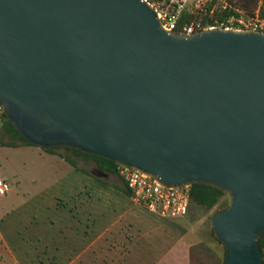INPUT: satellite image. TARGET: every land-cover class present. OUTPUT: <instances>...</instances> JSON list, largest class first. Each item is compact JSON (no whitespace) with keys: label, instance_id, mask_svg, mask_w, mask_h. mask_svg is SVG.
Instances as JSON below:
<instances>
[{"label":"water","instance_id":"95a60500","mask_svg":"<svg viewBox=\"0 0 264 264\" xmlns=\"http://www.w3.org/2000/svg\"><path fill=\"white\" fill-rule=\"evenodd\" d=\"M0 108L33 146L222 192L224 264H264V32H168L144 0H0Z\"/></svg>","mask_w":264,"mask_h":264},{"label":"rangeland","instance_id":"374dc122","mask_svg":"<svg viewBox=\"0 0 264 264\" xmlns=\"http://www.w3.org/2000/svg\"><path fill=\"white\" fill-rule=\"evenodd\" d=\"M171 1L176 7L182 4L198 8V0H169V5L161 6L169 8ZM222 1L232 3L237 13L244 14L238 0ZM170 10H173V7H170ZM8 143H12L11 140L0 132V175L7 178L4 180L10 187L9 192L0 194V237L2 234L9 240L13 256L19 264H68L70 260L71 264H102L98 257H89L91 252L77 259H74V255L82 250L86 242V232L93 236V232L103 225L110 224L125 208L124 199L126 202L128 200L122 187L113 183L95 182L91 178L92 174L99 173L95 163L76 157L64 149H55L53 152L65 155L66 159L47 155L49 152L44 148L26 146L18 142L15 146H8ZM66 162L74 163L75 168L73 164H64ZM77 165L85 171L87 195L81 198L83 200H59L56 209L60 216L57 219L54 210L37 204L38 196H53L58 190L70 188V183L59 181L66 177L78 178L83 175L80 169L76 168ZM225 202L226 198L222 197L219 204L211 210L191 205L183 218L163 220L166 223L165 228L158 229L157 241L164 236L166 241L172 242L176 236L183 238L184 234L186 237L182 240V246H188V264H223L225 249L211 234L210 220ZM66 208L68 209L65 210ZM40 211L47 215V221L36 215ZM61 227L62 232L59 231ZM38 231L43 232V238L37 235ZM73 231L75 235H81V240L68 237ZM93 250H98V247ZM64 253H67L66 257H63ZM0 256L4 258L3 264H12V260L2 248ZM171 264L184 262L180 260Z\"/></svg>","mask_w":264,"mask_h":264},{"label":"crops","instance_id":"0c3cea01","mask_svg":"<svg viewBox=\"0 0 264 264\" xmlns=\"http://www.w3.org/2000/svg\"><path fill=\"white\" fill-rule=\"evenodd\" d=\"M47 155L66 159L65 155L59 153L50 152ZM64 164H73L75 168L74 163L66 162ZM76 168L80 169L82 167L77 165ZM97 170L99 173L92 174V180L97 183L105 182L117 184L125 190L124 182L118 175H109L98 168ZM79 171H81L83 175L78 178L66 177L59 181L65 180L63 183H70L72 185L70 188H66L64 191L58 190L53 196H47L46 194L39 195L37 204L39 206H46L48 210H54L56 212L55 216L59 219L60 214L58 213V209H56L59 200L62 198L83 200L81 198L87 195L85 188V171L81 169ZM0 177L3 180L5 178V176L2 177L1 175ZM126 196L128 201L126 202L124 199L125 208L116 216L115 220L111 221L110 224L103 225L98 231L93 232V236L86 232V242L84 241L85 244H83L82 250L76 256L73 254L74 259L80 258L84 254L91 252L89 257H98L102 264H171L172 262L177 263V261L180 260H182L184 264H188V246L186 244L182 246V240H184L186 235L183 234V238L181 236H176L172 242L166 241V237L164 238V236L160 241H157L158 229L160 227L165 228L166 223L163 220L171 219L163 218L146 211L141 206L133 203L128 195ZM67 209L68 208L65 210ZM38 213L39 214L36 215L41 217L43 221L49 219L42 211ZM71 216H73L72 213ZM68 217H70V215H68ZM59 231L62 232V227ZM37 235L43 238L44 234L42 231H38ZM68 237L77 238L76 240H81L82 238L79 234L75 235V231ZM95 247H98V250H93ZM1 248L12 260V264H19L18 260L13 256V250L9 240L2 234L0 237V249ZM66 254L67 253H64L63 257H66ZM3 262L4 258L0 256V264H3ZM71 263L72 260L68 262V264Z\"/></svg>","mask_w":264,"mask_h":264},{"label":"built area","instance_id":"2783aa9c","mask_svg":"<svg viewBox=\"0 0 264 264\" xmlns=\"http://www.w3.org/2000/svg\"><path fill=\"white\" fill-rule=\"evenodd\" d=\"M156 11L158 20L163 29L173 32L176 27L178 14L182 4L177 5L176 9L170 10L163 8L160 3L152 0H144ZM210 0H198V9L203 10ZM223 7L227 6L222 0ZM172 4V1L170 2ZM239 13V12H238ZM235 29V30H254L264 32V18L258 13L252 17L244 16L240 13L239 17L230 16L225 22L215 21L214 25L205 29ZM201 29L200 23H191L184 27L182 34L191 35L196 30ZM175 32V31H174ZM2 110L0 108V121ZM118 176L123 180L127 190L130 192V199L133 203L145 208L147 211L167 219L184 217L189 209L190 200L188 187H167L162 185L155 178L140 172L131 167L118 166ZM10 190L8 183L0 177V194H6Z\"/></svg>","mask_w":264,"mask_h":264},{"label":"trees","instance_id":"16d2710c","mask_svg":"<svg viewBox=\"0 0 264 264\" xmlns=\"http://www.w3.org/2000/svg\"><path fill=\"white\" fill-rule=\"evenodd\" d=\"M152 1L162 2L161 5H165V6L169 5V0H152ZM238 2L240 3L242 10L244 11V16L252 17L255 13H258V15L261 18H264V0H238ZM170 7H173V9H176V5L174 4H171L169 6V9ZM239 15L240 14L237 13L232 3L230 4L227 3V6L223 7L222 2L217 1V0L208 1L206 4V7L203 10H200L198 8L194 9L193 7L190 8L187 5L186 6L183 5L178 14L177 21H176V27L174 31L182 34L184 27L190 25L191 23H198V22L200 23L201 29H198L196 31H201L203 30V28H208V27L213 26L215 21H218L219 23L225 22V20L229 18L230 16L239 17ZM0 131L4 135L8 136V138L11 140L12 143H8L7 144L8 146H15L17 142L23 145H26V146H33L29 144L10 125V123L6 120L5 114L3 112L1 114ZM55 149H64L66 151L71 152L76 157L82 158L84 160H92L99 170L105 173L111 174V175H118L117 169L119 165L105 158L84 154L77 150H72L69 148H61V147L44 148V150L49 153L50 152L52 153L53 150ZM123 191L125 192L126 195L128 196L130 195V192L127 190L126 186H125V190ZM188 196L190 200L189 208L191 205H196L206 210H211L219 204L222 197L226 198L225 205L222 208L217 209L215 213L221 210H224L228 205L226 195L216 190L215 188L206 186V185L193 184L189 186ZM211 234L214 236L212 228H211ZM258 248L264 255V238L258 241Z\"/></svg>","mask_w":264,"mask_h":264}]
</instances>
